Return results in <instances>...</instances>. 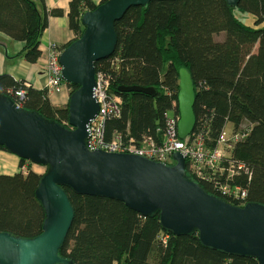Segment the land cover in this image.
I'll return each instance as SVG.
<instances>
[{"label": "trees", "instance_id": "16d2710c", "mask_svg": "<svg viewBox=\"0 0 264 264\" xmlns=\"http://www.w3.org/2000/svg\"><path fill=\"white\" fill-rule=\"evenodd\" d=\"M106 1L72 0L69 20L76 37L54 48L63 50L79 38L84 31L82 15ZM238 12L252 14L255 26ZM60 14V9H48L45 0H0V31L23 41L19 55L35 63L49 17ZM263 22L264 0H241L235 7L227 0H154L147 8L131 7L115 24L116 51L96 64L98 69L104 61L119 59L109 74L111 92L123 98L122 114L107 119V136L120 131L125 139L158 137L165 127V114L171 110L179 116V70L185 67L196 91L194 132L200 131L212 149L220 140L232 144L224 164L234 160L245 168L229 183L246 189L248 196L237 200L222 194L213 183L199 182L234 204H264V26H259ZM222 32L225 38L216 40ZM132 85L156 87L157 94L119 91ZM68 86L72 92L77 88ZM19 88L26 92L24 107L68 123V106H54L47 87L36 88L8 72L0 73V93L11 95L9 90ZM229 123L233 135L224 138ZM244 133L233 143L234 135ZM27 161L20 159V167ZM42 176L32 169L0 174V232L22 237L42 232L45 210L36 196ZM66 191L75 218L61 253L74 264H259L256 258L203 245L198 233L174 235L162 227L160 214L144 217L123 201Z\"/></svg>", "mask_w": 264, "mask_h": 264}, {"label": "water", "instance_id": "95a60500", "mask_svg": "<svg viewBox=\"0 0 264 264\" xmlns=\"http://www.w3.org/2000/svg\"><path fill=\"white\" fill-rule=\"evenodd\" d=\"M154 0H107L81 17L83 34L60 54L67 84L76 85L68 104V123L19 105L0 93V146L21 159L46 166L36 196L45 210L42 232L22 237L0 232V264H74L61 251L75 211L66 188L80 195L123 201L144 217L160 214L164 229L176 236L198 233L203 245L264 264V204L240 206L210 193L175 152L174 164L135 153L91 150L90 124L100 111L95 96L96 64L116 51L115 24L133 6ZM241 0H227L235 7ZM121 92L156 95V87L121 86ZM191 72L179 70L177 123L180 138L193 133L197 118Z\"/></svg>", "mask_w": 264, "mask_h": 264}, {"label": "built area", "instance_id": "2783aa9c", "mask_svg": "<svg viewBox=\"0 0 264 264\" xmlns=\"http://www.w3.org/2000/svg\"><path fill=\"white\" fill-rule=\"evenodd\" d=\"M51 46L49 60L46 65V76L49 94L60 92L68 85L62 74L60 63L61 51ZM119 59L114 58L100 63L96 73L97 86L95 96L100 104V111L90 124L91 135L88 140V147L91 150L103 149L109 152L135 153L146 156L150 159L174 164L173 154L181 152L187 163L189 174L198 181H208L221 191L222 194L233 197L237 200H245L248 196L246 189L239 185H232L229 179L238 173L245 166L229 160L225 165L226 156L230 155L232 144L226 140H220L214 149L207 146L205 139L200 131L193 132L185 139L178 134L177 123L179 116L165 114V128L161 130L160 136H145L142 139H125L120 131H113L110 136L106 134V121L108 118H118L122 114L123 98L111 92V75L109 69L118 63ZM103 63L109 64V68L102 66ZM118 69V66H117ZM12 94L13 90H9ZM14 99L23 106L26 97L25 89L14 90ZM244 134L233 136V143ZM23 167V166H22ZM225 178L221 180V178ZM166 242V241H165Z\"/></svg>", "mask_w": 264, "mask_h": 264}, {"label": "crops", "instance_id": "0c3cea01", "mask_svg": "<svg viewBox=\"0 0 264 264\" xmlns=\"http://www.w3.org/2000/svg\"><path fill=\"white\" fill-rule=\"evenodd\" d=\"M71 1L45 0L48 9H60L62 14L49 17L48 26L41 36V55L35 63H31L19 55L24 46L23 41L12 39L0 31V73L8 72L17 80L24 81V83L36 88L46 87L47 76L45 69L49 60L51 46H63L76 37L69 20ZM94 1L96 3L100 2V0ZM71 92L72 88L66 85L60 92L49 94L50 102L56 107H66L69 104Z\"/></svg>", "mask_w": 264, "mask_h": 264}, {"label": "rangeland", "instance_id": "374dc122", "mask_svg": "<svg viewBox=\"0 0 264 264\" xmlns=\"http://www.w3.org/2000/svg\"><path fill=\"white\" fill-rule=\"evenodd\" d=\"M237 14L244 21H246V23L255 26L254 16L252 14H250V13L241 14L240 12H238ZM259 26L260 27L264 26V22L261 25H259ZM224 38H225V33L224 32H222V33H220V34L215 36L216 40H223ZM102 66H104V67L107 66L106 68L110 67L109 64H107V63H103ZM98 67H100V64H98ZM98 70H99V68L96 69V73L98 72ZM10 96H12L13 98L15 97L14 90H13V93ZM169 114H171V115L173 114L171 110H170ZM246 125L243 126V127L245 128ZM232 135H233V133H232V124L229 123L226 126V129L224 131V138H227V137H230V136L232 137ZM20 159L21 158L19 156L9 152L4 147H2V149H0V174L1 173L2 174H14V173H16L18 171H23L24 173H27V171H29V169H32V170H34L35 172H37L39 174H43V173L46 172V169H47L46 166L34 164V163H31L30 161L24 162L23 167H20Z\"/></svg>", "mask_w": 264, "mask_h": 264}, {"label": "clouds", "instance_id": "9594fccd", "mask_svg": "<svg viewBox=\"0 0 264 264\" xmlns=\"http://www.w3.org/2000/svg\"><path fill=\"white\" fill-rule=\"evenodd\" d=\"M61 52L63 51V50H60ZM29 161V160H28ZM31 162V161H30ZM33 163V162H32ZM35 164V163H34Z\"/></svg>", "mask_w": 264, "mask_h": 264}, {"label": "bare ground", "instance_id": "6f19581e", "mask_svg": "<svg viewBox=\"0 0 264 264\" xmlns=\"http://www.w3.org/2000/svg\"><path fill=\"white\" fill-rule=\"evenodd\" d=\"M194 132V131H193ZM186 138V137H185ZM185 138H182V139H185Z\"/></svg>", "mask_w": 264, "mask_h": 264}]
</instances>
